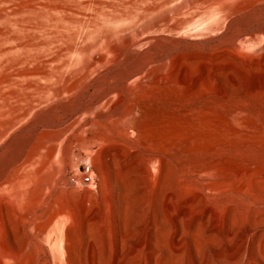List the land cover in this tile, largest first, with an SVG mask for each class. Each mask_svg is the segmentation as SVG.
I'll use <instances>...</instances> for the list:
<instances>
[{"label": "rangeland", "instance_id": "rangeland-1", "mask_svg": "<svg viewBox=\"0 0 264 264\" xmlns=\"http://www.w3.org/2000/svg\"><path fill=\"white\" fill-rule=\"evenodd\" d=\"M0 264H264V0H0Z\"/></svg>", "mask_w": 264, "mask_h": 264}, {"label": "built area", "instance_id": "built-area-1", "mask_svg": "<svg viewBox=\"0 0 264 264\" xmlns=\"http://www.w3.org/2000/svg\"><path fill=\"white\" fill-rule=\"evenodd\" d=\"M84 178L79 179V178H73L75 183H78L79 181L85 182L87 184L93 183V171L91 170L90 164H85L84 166Z\"/></svg>", "mask_w": 264, "mask_h": 264}, {"label": "bare ground", "instance_id": "bare-ground-1", "mask_svg": "<svg viewBox=\"0 0 264 264\" xmlns=\"http://www.w3.org/2000/svg\"><path fill=\"white\" fill-rule=\"evenodd\" d=\"M63 76H65V75H63ZM69 77V76H68ZM62 79V78H61ZM68 82V81H67Z\"/></svg>", "mask_w": 264, "mask_h": 264}]
</instances>
